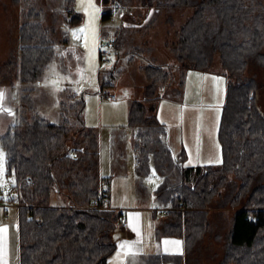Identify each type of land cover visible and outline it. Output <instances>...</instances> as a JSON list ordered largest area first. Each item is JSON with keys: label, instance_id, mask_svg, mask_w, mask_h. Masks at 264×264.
<instances>
[{"label": "trees", "instance_id": "trees-1", "mask_svg": "<svg viewBox=\"0 0 264 264\" xmlns=\"http://www.w3.org/2000/svg\"><path fill=\"white\" fill-rule=\"evenodd\" d=\"M13 1L24 4L23 24L19 46L0 65V82L18 80L24 86L20 117L2 137L7 173L15 179L8 200L19 206V264H109L123 214L90 208L104 178L98 132L85 124L84 94L66 92L59 122L33 106L34 86H41L58 50L70 42L69 29L83 16L76 0H64L45 23L35 0ZM115 1L132 9L112 38L116 62L139 58L147 79L143 98L129 109V125L137 129L136 171L146 177L153 165L162 177L155 195L170 209L157 236L183 238L186 251L185 258L150 254L143 264H188V256L190 264H202L199 254L191 253L200 252L207 239L221 242L222 229L226 239L219 264H264V112L258 100L264 92V0H102L103 21ZM190 7L192 14L177 24L175 13ZM161 22L171 33L163 45L172 64L156 54L152 40ZM216 56L227 78L218 126L221 161L189 166L185 150L175 158L166 144V128L157 117L159 91L181 93L188 71H208ZM119 71L117 65L100 71L102 91ZM53 193L64 195L67 205L51 206ZM104 193L109 198V190ZM238 206L230 228L212 219V210L223 218Z\"/></svg>", "mask_w": 264, "mask_h": 264}, {"label": "rangeland", "instance_id": "rangeland-1", "mask_svg": "<svg viewBox=\"0 0 264 264\" xmlns=\"http://www.w3.org/2000/svg\"><path fill=\"white\" fill-rule=\"evenodd\" d=\"M43 1L46 3H44ZM43 1L35 0V3L39 4V6L44 9V22L48 23L51 21V10L58 11V9L61 8V4L62 6H64V0ZM43 3L45 4V6L43 5ZM23 6L24 4L21 2L14 3L13 0H0V65H2L8 59L10 49L19 46V30L21 25L23 24ZM128 9L132 11L131 8ZM89 12L90 9L88 13ZM192 12L193 8L191 7L185 9L184 12H176L174 15L176 23L180 24L181 22H183L188 16L192 14ZM80 13L83 16L82 23L88 24L89 20L87 19L86 15L82 12ZM123 18L124 16L122 17V19ZM121 20H118L115 23L107 22L106 25L112 24V26L108 27V30H111L115 33V30L119 27V23H121ZM128 22L129 20L125 18L124 23ZM166 29L167 28L164 27L163 22H161L156 32H152V34L154 33V35L152 36V40L156 48V53H158L157 51H161V53H163L164 55H168V51L164 48L163 45L164 39L170 37L171 34H169V30L167 29L168 31H166ZM104 42V44H106V47L105 45L103 46L102 58H100V50L96 46L94 49V58L97 60V64H99L103 69H111L115 65H117V67L121 69V71H119L115 76V80L111 90L113 92H109L114 93L118 96L116 101H109L106 96H102L99 93V86L97 85L95 77L96 73H93V75L88 73V75L86 76L85 69L87 64L86 60L85 64L83 63L84 56H82L83 54L80 53V51L76 53L75 51L67 50L65 48H61V50L58 48V60L49 64V67L42 78V80H45V86L41 87L38 84L34 86L36 88V91L33 95V106L41 116L47 117L54 122H59V105L64 96H66V92L71 91L78 95L84 94L86 100V108L84 112V119L86 120L85 124L88 128L95 129L98 132L100 138L101 126L99 125V122L100 120L103 121V147L101 149L104 154V160H106V154L110 155L112 151L117 147L120 152L124 153L123 156L126 157L128 153L129 155H131L132 141L128 142V138H130L131 135L129 133L127 122L124 124L125 126L119 127L123 132L118 131L117 138L119 140L117 143H111L110 135L106 136L108 130L112 132V129H108L107 124L115 122V117H120L119 112L123 110V106L125 107L124 119H128L129 104L127 101H125V99L134 94L132 86L136 87L135 92L138 94V98L141 97L140 89L142 88V84H144L147 79L145 74L139 69V66L142 65L139 58H137L134 62H128L123 66V61L125 59L116 62L117 57L115 54V49L112 46H109L106 41ZM77 49L80 48L77 47ZM87 56L88 49L85 54V57ZM106 58L111 60L110 64H106L104 62V59ZM171 61L172 60L170 59V62ZM129 63L131 65H129ZM127 65L128 67H125ZM191 71L192 72L188 75L187 83H185L181 93H176L174 91L173 96L169 101H166L165 99L162 101L161 109L159 111V119L161 121H167L173 118L177 121V125L174 124L175 127H167V130L172 129L171 131L173 132L177 131V138L171 140V142L167 141V145L170 147L174 157L177 156L182 149V130L186 129V125H188V140L186 144L184 143L190 155L187 164L191 165L196 164L197 162L195 160L194 150L192 147V144L195 142L197 143L196 150L198 151L199 156L202 153L200 159H203L205 163H218L221 161V148L218 141V126L221 111L225 102L227 78L220 66L218 56L215 57L214 63L208 71ZM175 75L176 73L174 71V76ZM81 82H83V84H81ZM172 82L173 87H176V78L175 81L173 80ZM12 83H14V85ZM23 87L24 86H22V84L18 80L15 81L6 79L0 82V91H3L5 93L3 100L0 101V105H2V107L4 108L10 109L12 112V115H9L7 112L0 111V191L5 192L3 205H8V198L12 194V188L15 185V179L14 177L9 176L7 173V159L6 152L2 145V137L8 132L10 125L15 123L20 117L21 108L23 105V103L21 102V92ZM258 100L260 108L264 112L263 91L259 92ZM174 108L176 109L175 113L170 110ZM117 120H120V118ZM125 160L127 163V159ZM153 168L155 169V167ZM125 171L126 175L124 177H126L127 181L124 184H129L128 190L121 189L117 185L116 189H113L112 191L113 195L111 204L113 206V209L116 208V210L118 211H120L119 209L123 208L140 209V211L145 215L147 228V217L152 213L150 209L154 208L156 210H162L164 207L161 204H151L148 206L137 205L138 201L135 194L137 190L134 188V186L137 185L134 159L132 163L127 164ZM155 175L156 174H152V177H155ZM155 182L157 183L156 188H158L161 183L157 180ZM149 187L151 189L150 184ZM50 205L54 207H65L67 205V198L62 194L53 193L50 200ZM166 208L168 210L170 209L169 207ZM236 209H240V207L238 206L235 208H230V210H227V213L225 216H223V218L222 216H220V213L217 210H212V219L216 221L220 220V226L230 228L232 214ZM8 211L9 215L7 218L5 217V220L9 222V224L14 226L16 222V208L14 206L10 207L8 205ZM2 218H4V211L2 208H0V221L2 220ZM225 231V229H222L221 231V240L223 239L221 242L217 241L216 243L215 240L209 241V239H207L205 242H203L201 251H197V254L191 253V256L193 257L194 255L199 254V257L202 260V264H219V261L224 254V242L226 239ZM117 235H121V232L119 230ZM147 256H144L142 258L141 264H143V259ZM189 261L193 263V260L190 256H188V264H190Z\"/></svg>", "mask_w": 264, "mask_h": 264}, {"label": "crops", "instance_id": "crops-1", "mask_svg": "<svg viewBox=\"0 0 264 264\" xmlns=\"http://www.w3.org/2000/svg\"><path fill=\"white\" fill-rule=\"evenodd\" d=\"M82 0H76V8L78 11L84 13L88 18V11L89 9L87 7L81 8ZM83 2L85 4H87L89 2V0H83ZM91 3L95 6L96 9H98L99 11L95 13V21H94V26H95V41H93V36H92V32L89 30L86 33H80L79 35V39H75L72 35L73 31H76L80 28H84L87 24L86 23H81L78 26L72 27L71 29H69V34H70V42L62 47L65 48L67 50H71V51H75L76 53H78V51H80V53H82L84 56L83 59V63L85 64V60H86V69H85V74L86 76L88 75V73H90L91 75H93V73L95 74L96 77V82L97 85L99 86V93L104 96V93H109L112 90V86H110L109 88H107L106 90L102 91L101 85H100V71L104 70L103 68L100 67L99 64H97V60L95 58H93L91 65L89 64V60H88V56L85 57L86 51L87 49L85 48V42L87 39V44L88 47H93V49H95V46L99 48L100 50V58H102V49L103 46L106 44H104L106 41L107 44H109L114 37V32L111 30H108L109 26L111 25H106V23L110 22L108 21H103L102 20V12H103V5H102V0H91ZM91 11V9H90ZM121 24V23H119ZM120 26V25H119ZM107 27V29H106ZM107 36V37H106ZM108 46V45H107ZM80 48V49H77ZM82 48V50H81ZM86 49V50H85ZM85 52V54H84ZM96 52H97V48H96ZM158 53H156L159 56H164V62L165 63H173V59L171 58V56L169 55H164L163 53H161V51H157ZM170 59L172 60L170 62ZM58 60V59H57ZM102 60V59H101ZM123 60V59H122ZM53 62H56L53 61ZM125 62V63H124ZM129 61H127L126 59L123 61V66L126 65ZM129 65H131L129 63ZM85 66V65H84ZM125 67H128L125 66ZM124 67V68H125ZM123 68V69H124ZM121 71V69H120ZM192 71H188L187 75H186V81L185 83H187V78L188 75L191 73ZM45 79V78H44ZM114 83V82H113ZM81 84H83V82H81ZM146 82L144 84H142V88L140 89L141 92V97L138 98V94L135 92L136 87L132 86L133 90H134V94L129 96V98L127 97L125 99V101L128 102L129 104V109H130V104L134 101V100H139L142 99L144 96V88H145ZM45 86V80H42L41 82V87ZM113 92V91H111ZM114 94V93H113ZM116 95V94H115ZM118 98V96L116 95V98L114 100H109V101H116ZM172 98L171 95H166L165 94V87H162L159 91V99H158V110H157V117L159 119V111L161 109V104L162 101L165 99L166 101H169ZM177 104V102H176ZM125 107L123 106V110L119 112L120 117H115L114 121L108 125V129H112V132L110 130H108L107 135H110V141L111 143H117L118 142V138H117V134L118 131H121L119 127H123L125 126L124 124L127 122V126L129 128V133H130V138H128V142L132 141V153L131 155H129V153L125 156L123 152H120L118 147L112 151V153L110 155L106 154V160H104V154L102 152V147H103V143H102V120H100L99 125L101 126V138L99 136V158H100V176L102 178H104V181L107 182L108 184V190H109V204H111L112 201V195H113V189H116V186L118 185L121 189H125L128 190V185L124 184L126 183V177H124L126 175V167L128 163H132L133 159H134V166H135V175H136V184L134 186V188L137 190L136 194V199L138 201L137 205H151V204H160L157 199H156V195H155V191H156V185L157 183L155 182L156 180L160 183H162V177L157 173L156 169H154L153 165L151 166L150 169V173L148 176L146 177H140L137 174L136 171V153H135V149H134V137L135 134L137 132V129L134 127H131L129 125V112H128V119L125 120L124 119V113H125ZM175 113V108L174 109H170ZM86 117V116H85ZM120 120H117L119 119ZM159 121L164 124L165 128H166V137H165V141L166 144H168L167 141L171 142V140H174L177 138V131H171L172 129H168L167 127H171L174 126V124L177 125V121L175 119H170V120H163L161 121L159 119ZM86 122V120H85ZM168 126H167V125ZM175 127V126H174ZM93 129V128H92ZM124 130V129H122ZM127 130V129H126ZM123 132V131H121ZM125 132V131H124ZM111 133V134H110ZM182 136H183V140L181 142V151L179 152V154L177 156H175L176 158L180 157L183 154V150H185V155L186 156V165L188 160H189V153L187 151V148L185 147V144L187 143L188 140V125H186V129L182 130ZM187 137V138H186ZM124 140V139H123ZM185 143V144H184ZM115 147V146H114ZM193 150H194V157L195 160L197 161L196 164H191L189 166L192 165H201V164H208L205 163L203 159H200V156L198 154L197 149V143H193L192 144ZM204 157V156H203ZM127 159V163L126 160ZM126 163V165H125ZM154 169V170H152ZM152 174H156L155 177H152ZM159 178V179H158ZM156 183V184H155ZM149 184L151 185V189L149 187ZM134 188H130V189H134ZM134 196V195H133ZM1 197V196H0ZM4 203V198H0V208L3 209L4 211V218H2V220L0 221V229L3 228H7L8 231L7 233H3L0 232V264H19V226H18V204L16 202H8L7 204L11 207H15L16 208V222L15 225L12 226L11 224H9V222H7L5 220V217L7 218L9 215V211H8V205H3ZM112 208V204L110 205ZM164 208L162 210H156L154 208H151L150 210L152 211L151 215L148 216V221H147V228H146V222H145V215L140 211V209L138 208H129V209H119L120 212L123 214V219L125 220V225H119L118 228L116 229V231L113 234V239L116 242L117 248L116 251L112 254V256L109 259V264H112V262L114 260H116L117 254L121 251L119 248V244L120 243H124V242H128V243H132L136 246V248L139 250L140 254L136 257V264H141L142 263V258L144 256L150 255V254H164V255H168V256H182L185 258V243H184V239L180 238V237H174V236H161L158 237L157 236V232L156 229L159 226V224L163 221L165 215L162 213V211L164 209L167 210V208L165 206H163ZM116 209V208H115ZM124 210V212H123ZM148 210V209H146ZM161 214V215H160ZM149 227V229H148ZM118 230L121 232V235H117ZM167 240V241H181L182 242V249H183V254H177V252L175 251V249H172V246L169 245L167 246L170 251H165V245L163 244V242ZM185 262V260H184ZM122 264H128V260L125 258H122ZM164 264H173L171 262H167Z\"/></svg>", "mask_w": 264, "mask_h": 264}, {"label": "snow or ice", "instance_id": "snow-or-ice-1", "mask_svg": "<svg viewBox=\"0 0 264 264\" xmlns=\"http://www.w3.org/2000/svg\"><path fill=\"white\" fill-rule=\"evenodd\" d=\"M80 7L81 8L87 7L88 9H91V11L88 13L89 22L84 28H80L76 31H73L72 35L75 39H79L80 37L78 34L86 33L90 30L92 32L93 41H95V26H94L95 13L98 12L99 10L95 8V6L91 3V0H89L87 4H85L82 0ZM84 46L86 49H88V60H89V64L91 65L92 60L94 58V49L88 47L87 39H86ZM213 79H216V78H213ZM4 96H5V93L3 91H0V101L3 100ZM0 111H4V112H7L9 115H12L11 110L8 108L2 107V105H0ZM7 231H8L7 228L0 229V232H3V233H7ZM163 244L166 246L165 251H170V249L167 246L171 245L172 249H175L177 254H180V255L183 254L181 241L165 240ZM119 248L121 251L118 253L116 260H114L112 264H122V258L127 259L128 264H136V257L140 254V252L134 244L128 243V242L120 243Z\"/></svg>", "mask_w": 264, "mask_h": 264}, {"label": "built area", "instance_id": "built-area-1", "mask_svg": "<svg viewBox=\"0 0 264 264\" xmlns=\"http://www.w3.org/2000/svg\"><path fill=\"white\" fill-rule=\"evenodd\" d=\"M111 13H110V17H109V21L112 23H115L118 20H121L123 16H125L126 14L130 13V10L128 8H126L125 6H123L120 2L115 1L111 4ZM114 45V41L112 40L109 43V46L113 47ZM104 62L106 64H110L111 60L106 58L104 59ZM106 98L108 100H114L116 98V95L113 93H107ZM108 189V184L106 181H102L101 182V187H100V192L98 197H96L92 204L90 205V208L92 209H97V210H104V209H111V206L109 204V198L106 196V194L104 193V190ZM0 196L2 198L5 197V192L4 191H0ZM168 212V210H163L162 213L166 214ZM120 225L124 226L125 225V220L122 218Z\"/></svg>", "mask_w": 264, "mask_h": 264}]
</instances>
